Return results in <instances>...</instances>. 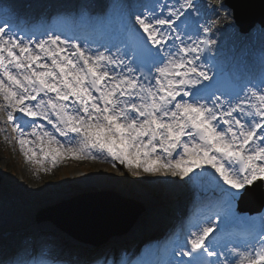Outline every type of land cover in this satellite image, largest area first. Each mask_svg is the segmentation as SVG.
Here are the masks:
<instances>
[{"label":"snow or ice","instance_id":"obj_1","mask_svg":"<svg viewBox=\"0 0 264 264\" xmlns=\"http://www.w3.org/2000/svg\"><path fill=\"white\" fill-rule=\"evenodd\" d=\"M109 7L110 39L96 49L75 32L37 36L0 18V109L25 161L49 172L104 160L133 176L200 181L214 198L167 264H264V219L243 239L226 234L249 200L264 207V72L223 87L208 23L218 8L207 0Z\"/></svg>","mask_w":264,"mask_h":264},{"label":"rangeland","instance_id":"obj_2","mask_svg":"<svg viewBox=\"0 0 264 264\" xmlns=\"http://www.w3.org/2000/svg\"><path fill=\"white\" fill-rule=\"evenodd\" d=\"M5 1L6 3L10 2L14 6H18L20 2V0ZM52 1L53 0H43L42 2L46 4L45 6H48ZM81 1L87 2L90 0ZM207 2L213 6H218L217 14L222 16L221 26L226 28L228 32L225 39L227 38L228 45H230L232 52H236L235 55L238 61L241 63V56L243 53L246 51L253 52L254 50V59L260 69V73L264 72V29L256 26L244 36L238 32L234 25L229 24V11L227 8H219L220 0H207ZM257 39L260 42L259 47L252 48ZM240 42H244V44L240 50H237V44ZM0 103H2V101H0ZM6 119V111L0 109V214L5 212L8 208L5 201L7 197L13 198L15 202L20 204L23 203V201H26V204H33L30 200L33 197H37L35 201L38 202L44 198H48L52 192H54L53 196L55 198L78 190L107 188V190H117V192H125L133 195L148 194L153 202V208L150 211L149 209L145 210L143 214L139 213L138 208H136L135 220L137 217L139 220L142 216L146 215L148 221L160 222L162 219H171V215H175L179 205L184 206L186 204V201L182 204L178 203V197L182 196L187 199L190 193V197L193 198L198 196L199 192L202 191V193H205L207 191V187L195 179L184 183L181 182L179 178L170 176L163 177L148 174L133 176L131 173L127 172L123 165H119L118 162L117 167L113 168L111 162L104 160L77 161L65 159L60 161L57 165L51 166V171L49 172L38 171L37 166L25 161L20 145L18 144V136L16 133L12 132V126L6 123ZM45 167H49V165L46 164ZM154 182H156V184L155 187L152 188V192L155 195H160L159 199L148 190L153 186ZM159 185L160 187H158ZM161 187H164V190H166L165 196L162 197ZM184 188L187 190H192L191 188H193L194 191L192 190L189 192ZM168 193L170 195H167ZM171 197L172 199H170ZM138 220L135 224L137 228L140 227L143 219ZM133 223L128 229L135 232V225L133 227L134 229L130 228ZM27 233L29 232H26V234ZM37 233L42 236V243L44 245L56 246L57 244L55 245V242L57 243L60 238V244L63 245L65 241V237L61 233H57V230H54V233H52L45 229H41ZM26 234L25 232L18 234L17 239L25 238L26 240ZM50 237L52 239L48 241L47 239ZM108 246L109 244H103L101 248L98 249ZM119 252V255L123 253L121 249Z\"/></svg>","mask_w":264,"mask_h":264},{"label":"water","instance_id":"obj_3","mask_svg":"<svg viewBox=\"0 0 264 264\" xmlns=\"http://www.w3.org/2000/svg\"><path fill=\"white\" fill-rule=\"evenodd\" d=\"M241 30L255 22L264 25V0H226ZM40 215L56 225L85 248L97 246L113 235L125 232L136 216V204L114 191L81 193L41 210Z\"/></svg>","mask_w":264,"mask_h":264},{"label":"bare ground","instance_id":"obj_4","mask_svg":"<svg viewBox=\"0 0 264 264\" xmlns=\"http://www.w3.org/2000/svg\"><path fill=\"white\" fill-rule=\"evenodd\" d=\"M32 1L33 5H36V2L40 1V0H30ZM42 1V0H41ZM74 2L73 5H75V7L72 6V8H77L78 6H81L82 2H84V4H86V1H81V0H74L72 1ZM79 8V11H82V9ZM77 8V9H78ZM214 23L211 24V27L214 30V33L218 30L217 26L219 24V17H213ZM230 22H233L232 18H229ZM222 32H224L223 28L221 27ZM223 48L225 50H228V48L226 47V45H223ZM224 55L228 56L227 52H224ZM230 60V58H229ZM100 190H107V188H97V189H87V190H78V191H73L71 193H67V194H63L60 195L58 197L54 198V192H52L50 194V196L48 198H44L38 202H36L35 200L37 199V197H33L31 200V202L33 204H26V201H23V203H17L13 200V198H6L5 201L7 203V210L3 213L0 214V247L5 243H8V245H10L12 242V246L10 248H8L9 250L8 255L11 256L12 254H14V252H16L17 247L14 245V237L22 232H29L31 234H36L39 230L41 229H45L46 231L52 232L54 233V230H57V233H61L63 236H67L68 234L64 231H61L58 227H56L55 223H53L51 220H45L43 218H41L40 216V212L41 210H43L44 208H47L49 206H53L63 200H67L69 198L75 197L81 193H85V192H93V191H100ZM117 192V190H116ZM119 194L125 198L131 199L138 208L139 213L143 214L145 210H152L153 208V202L152 200L149 198L148 194H139V195H133V194H128L125 192H119ZM202 198H198V201H200ZM262 216L264 218V209L261 211L260 214H257V216ZM142 216V215H140ZM145 216H142L141 219H145ZM139 219V220H141ZM138 220H135L134 224L132 225L131 229L137 228L136 227V222ZM138 220V221H139ZM158 224V223H157ZM135 225V227H134ZM156 225V224H155ZM162 225V222L160 223V226ZM134 227V228H133ZM49 228V229H48ZM144 228H147L149 231H151L152 235H156L157 233H160V230H158V228H154L151 226V223H147L145 224ZM38 230V231H36ZM59 230V231H58ZM138 231H141V229H139ZM165 233V231H164ZM56 234V233H55ZM15 235V236H14ZM147 236H149V234H146ZM58 236V235H57ZM163 236L166 237V235L164 234ZM10 238V240L7 242L6 240ZM158 238V237H157ZM51 237L49 239H47L48 241H51ZM55 239V238H54ZM59 239V238H57ZM61 238L59 239V241L56 243L55 242V247L57 246H62L61 243ZM114 241V240H113ZM112 241V242H113ZM59 244V245H58ZM125 243H120L117 242V245L114 244L113 246H108L102 249H98V250H94L91 253H89L88 256H86V260L88 262L93 263L95 259H97L98 257H103L104 255H108V257H111L113 255H115L117 257V254L120 250V247L122 245H124ZM116 245V247H114ZM36 246V245H35ZM32 248V250L30 251V254H35L36 251L34 250V246L32 245L30 247V249ZM51 248L53 249L52 251H54V247L51 246ZM65 249L67 250V256H69V258H74L73 255L75 256V254H77V252L80 251V249L74 245H66ZM48 250V249H46ZM61 253L63 252L62 250H57L55 253L52 252V256H56L55 254L57 253ZM66 252V251H65ZM120 253V252H119ZM82 258V255H77V259L76 260H80ZM81 261V260H80Z\"/></svg>","mask_w":264,"mask_h":264},{"label":"trees","instance_id":"obj_5","mask_svg":"<svg viewBox=\"0 0 264 264\" xmlns=\"http://www.w3.org/2000/svg\"><path fill=\"white\" fill-rule=\"evenodd\" d=\"M153 187H155V184H154L151 188H153ZM158 187H160V185H159ZM161 189H162V188H161Z\"/></svg>","mask_w":264,"mask_h":264}]
</instances>
